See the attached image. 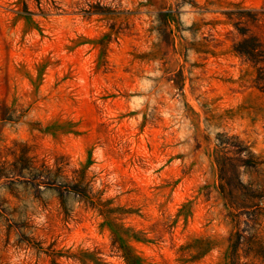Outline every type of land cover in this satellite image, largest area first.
I'll return each mask as SVG.
<instances>
[{
    "label": "rangeland",
    "instance_id": "374dc122",
    "mask_svg": "<svg viewBox=\"0 0 264 264\" xmlns=\"http://www.w3.org/2000/svg\"><path fill=\"white\" fill-rule=\"evenodd\" d=\"M0 264H264V0H0Z\"/></svg>",
    "mask_w": 264,
    "mask_h": 264
}]
</instances>
